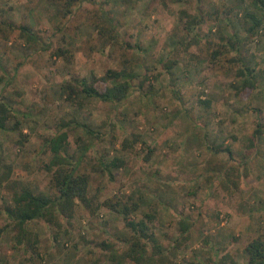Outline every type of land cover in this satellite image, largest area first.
Masks as SVG:
<instances>
[{"label":"rangeland","instance_id":"rangeland-1","mask_svg":"<svg viewBox=\"0 0 264 264\" xmlns=\"http://www.w3.org/2000/svg\"><path fill=\"white\" fill-rule=\"evenodd\" d=\"M256 1L0 0V101L11 109L0 129V264H250L248 245L264 240ZM249 10L263 19L254 31ZM110 70L134 75L127 98L86 96L81 82L105 91ZM64 131L69 155L90 146L78 168L89 207L78 200L21 234L6 208L23 188L54 195L46 139ZM114 157L120 166L106 169ZM129 220L149 226L141 260L126 256L137 237Z\"/></svg>","mask_w":264,"mask_h":264},{"label":"trees","instance_id":"trees-1","mask_svg":"<svg viewBox=\"0 0 264 264\" xmlns=\"http://www.w3.org/2000/svg\"><path fill=\"white\" fill-rule=\"evenodd\" d=\"M67 6H72L73 1L67 0ZM258 2V3H257ZM257 6L261 9L264 15V0H257ZM71 8V7H70ZM71 12V11H69ZM246 18L251 20L250 31H254L263 25V19L253 12L246 11ZM114 27H111L113 30ZM21 32L27 36L29 41L35 40L37 37L29 29L28 26H20ZM236 36L234 42H232L231 49L226 46L215 49L211 52V61H216L222 54L233 50L237 47ZM222 46V45H221ZM241 75L246 76L244 80L245 87H254L256 85L255 75L253 69L245 67L239 72ZM111 78L113 81L111 86L106 87L105 91L98 90L94 85H89L85 80L81 82L83 92L88 97H96L103 101L119 103L120 101L127 98L134 75L128 73L126 70H110L104 79ZM206 104L209 101H204ZM11 114V109L8 107L7 103L0 101V129H7V123L9 121ZM88 133L98 134L93 129L88 128ZM261 131L256 129L252 138L256 139L258 133ZM69 145V133L67 131L57 133L50 138L46 139V148L52 153L53 157L50 164L47 165V169L53 170V177L51 185L55 191L54 195L47 193H36L32 189L23 188L21 190L14 191L13 203L7 206L6 211L8 216L12 219V224H16L17 228L21 234L26 235L28 232L26 230V225L29 221L35 219H45L48 221H53L56 212L61 214H68L74 209L76 201H81L86 206L89 207L90 200L88 197V184L89 176L87 174H79L78 168L84 158V155L90 149V146H83L79 157L69 155L68 153ZM214 151L222 152L227 151L232 154L230 148H225L221 146H214ZM117 157L109 163L105 164V168L109 169L110 166H120ZM56 168V169H54ZM11 171H9V174ZM114 207V206H111ZM124 212H131L128 207H124ZM54 217V218H53ZM10 226V225H9ZM128 226L137 234L136 240H133L131 249L126 253V256L131 259L141 260L144 257L147 249L146 244L142 243L143 239L151 240V235L148 233L149 226L145 221H134L129 220ZM189 225L185 224L183 226V231H187ZM139 234V235H138ZM247 252L250 256V264H264V240L255 239L247 247Z\"/></svg>","mask_w":264,"mask_h":264}]
</instances>
